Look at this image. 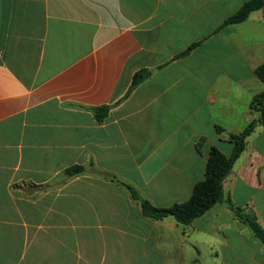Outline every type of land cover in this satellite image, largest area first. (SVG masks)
Returning <instances> with one entry per match:
<instances>
[{
  "label": "crops",
  "instance_id": "crops-1",
  "mask_svg": "<svg viewBox=\"0 0 264 264\" xmlns=\"http://www.w3.org/2000/svg\"><path fill=\"white\" fill-rule=\"evenodd\" d=\"M249 1L0 0V264H264L229 206L264 231L262 123L226 202L189 225L145 217L125 186L187 202L212 148L231 156L260 120L264 6L225 26Z\"/></svg>",
  "mask_w": 264,
  "mask_h": 264
},
{
  "label": "trees",
  "instance_id": "trees-1",
  "mask_svg": "<svg viewBox=\"0 0 264 264\" xmlns=\"http://www.w3.org/2000/svg\"><path fill=\"white\" fill-rule=\"evenodd\" d=\"M264 6V0H251L226 22V25L237 24L247 20L249 15ZM255 74L259 80L264 83V64L259 66ZM150 76L149 71H140L133 77L131 89L146 80ZM251 108L260 113V120L250 123L241 133L230 135V142L234 144L233 153L227 157L217 148H212L206 166L205 178L198 183L191 198L184 203L175 204L170 208H158L147 200H143L139 194L130 186L125 185L131 195V198L140 203L143 215L147 218L160 221L167 217H173L181 225H189L196 218L204 215L212 207L219 203L226 202L223 190L225 179L229 176L236 160L244 152L248 137L255 131L258 122L264 125V91L257 94L251 103ZM111 107L104 106L94 108L93 111L99 122H103L107 117ZM83 167H73L66 171L69 175L81 174ZM230 208L236 216L246 224L251 231L264 243V231L258 224L256 217L247 213L244 209L234 206L229 202Z\"/></svg>",
  "mask_w": 264,
  "mask_h": 264
}]
</instances>
